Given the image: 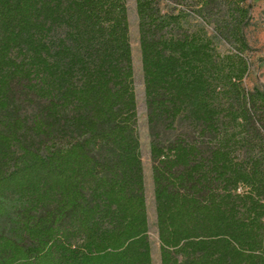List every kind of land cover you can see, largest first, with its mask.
<instances>
[{
	"label": "trees",
	"instance_id": "obj_1",
	"mask_svg": "<svg viewBox=\"0 0 264 264\" xmlns=\"http://www.w3.org/2000/svg\"><path fill=\"white\" fill-rule=\"evenodd\" d=\"M241 1L220 53L135 0L160 264H264V91L242 86ZM195 3L211 21L213 0ZM131 54L125 0H0V264H152Z\"/></svg>",
	"mask_w": 264,
	"mask_h": 264
},
{
	"label": "rangeland",
	"instance_id": "obj_2",
	"mask_svg": "<svg viewBox=\"0 0 264 264\" xmlns=\"http://www.w3.org/2000/svg\"><path fill=\"white\" fill-rule=\"evenodd\" d=\"M227 1L229 0H213V3L204 10L211 21H204L196 13L199 10V4L195 3L196 0H162V10L180 16L181 25L178 27L190 32L201 31L212 40L217 52L227 53L233 49V45L230 40L218 33L219 25L224 20L229 7ZM125 2L129 22V41L131 47L133 46L134 54L132 57L133 84L136 96L137 132L144 175L148 238L151 247L152 264H160V242L156 226L150 153L153 134L148 124L145 105L136 3L135 0H125ZM240 4L248 10V17L243 26V34L248 44V49L244 52L248 62V71L242 80V86L246 90L258 88L264 91V0H242ZM185 130L184 123L178 121L175 130L157 127L154 131L158 134L156 138L158 143L166 145L173 140L176 134Z\"/></svg>",
	"mask_w": 264,
	"mask_h": 264
},
{
	"label": "bare ground",
	"instance_id": "obj_3",
	"mask_svg": "<svg viewBox=\"0 0 264 264\" xmlns=\"http://www.w3.org/2000/svg\"><path fill=\"white\" fill-rule=\"evenodd\" d=\"M131 52H132V57L134 56V54H133V46L131 47Z\"/></svg>",
	"mask_w": 264,
	"mask_h": 264
}]
</instances>
